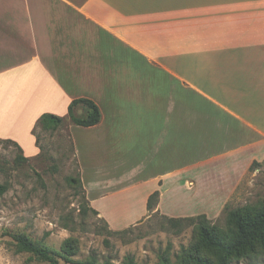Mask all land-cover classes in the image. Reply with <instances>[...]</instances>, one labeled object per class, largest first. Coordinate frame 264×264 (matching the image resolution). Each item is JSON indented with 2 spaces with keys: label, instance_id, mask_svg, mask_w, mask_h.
<instances>
[{
  "label": "crops",
  "instance_id": "obj_1",
  "mask_svg": "<svg viewBox=\"0 0 264 264\" xmlns=\"http://www.w3.org/2000/svg\"><path fill=\"white\" fill-rule=\"evenodd\" d=\"M80 98L102 113L70 124L81 180L114 229L124 195L141 216L241 176L264 161V0H0V139L38 155V121Z\"/></svg>",
  "mask_w": 264,
  "mask_h": 264
},
{
  "label": "rangeland",
  "instance_id": "obj_2",
  "mask_svg": "<svg viewBox=\"0 0 264 264\" xmlns=\"http://www.w3.org/2000/svg\"><path fill=\"white\" fill-rule=\"evenodd\" d=\"M70 136L68 122L59 128L38 126L37 146L43 151L39 148V154L27 161L20 159L18 147L0 139V264H51L22 250L18 237L59 252L72 239L76 246L74 264L89 263L93 257L98 263L125 264L132 259L135 264H180L183 253L198 246V229L193 222L173 224L170 220L203 215L211 225L226 229L230 211L264 207L263 161L254 162L241 176L201 184L199 193H193V185L182 192L169 191L164 212L157 210L161 194L154 209L141 216L136 208H126L124 195L114 229L93 212L83 183H78L81 165ZM76 138L79 145L83 136ZM79 150L83 156L82 148ZM129 186L136 185L130 182L120 189ZM166 186L175 190L178 185ZM143 191L140 187L128 195ZM142 204L138 199L136 206ZM203 253L213 255L207 250ZM58 264L72 263L60 260ZM232 264H264V250Z\"/></svg>",
  "mask_w": 264,
  "mask_h": 264
},
{
  "label": "trees",
  "instance_id": "obj_3",
  "mask_svg": "<svg viewBox=\"0 0 264 264\" xmlns=\"http://www.w3.org/2000/svg\"><path fill=\"white\" fill-rule=\"evenodd\" d=\"M102 120V113L99 106L92 100L87 98L76 99L69 107L67 117H59L52 114H46L38 121L34 134L36 136V128L38 126L50 125L55 128L63 126L66 122L71 125L89 128L98 125ZM71 137V136H70ZM37 138V137H36ZM4 142L14 144L21 151L22 161H27L24 151L16 142L12 140H4ZM37 144L39 139L37 138ZM43 151L42 147H39ZM78 183L82 186L81 179ZM160 197V192L152 194L148 200V211H152ZM85 203V202H84ZM86 204V203H85ZM94 213L98 214L94 209ZM173 224L193 222L198 229V246L183 253L180 264H232L235 259L253 256L264 250V207L260 210L251 208H240L232 210L228 214V227L226 229L211 225L207 218L203 215L188 219H179L177 221L170 220ZM17 242L22 250L33 254L34 257L58 264L60 260L66 263H76L72 256L76 254V246L72 239H68L63 245L62 251L50 250L41 245H37L29 241L26 237H18ZM203 250L211 251L212 256H207ZM94 260L89 263L77 264H115L110 261L98 263ZM125 264H135L132 259H128Z\"/></svg>",
  "mask_w": 264,
  "mask_h": 264
}]
</instances>
